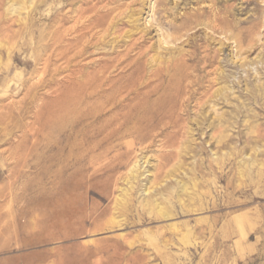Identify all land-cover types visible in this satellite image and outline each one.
I'll return each instance as SVG.
<instances>
[{
	"label": "rangeland",
	"instance_id": "rangeland-1",
	"mask_svg": "<svg viewBox=\"0 0 264 264\" xmlns=\"http://www.w3.org/2000/svg\"><path fill=\"white\" fill-rule=\"evenodd\" d=\"M86 1L0 0V264H264V0H95L118 8L117 41L143 37V74L162 72L153 129L129 123L143 138L104 131L131 102L57 111L116 44L105 33L91 58L56 60L53 15Z\"/></svg>",
	"mask_w": 264,
	"mask_h": 264
},
{
	"label": "bare ground",
	"instance_id": "bare-ground-1",
	"mask_svg": "<svg viewBox=\"0 0 264 264\" xmlns=\"http://www.w3.org/2000/svg\"><path fill=\"white\" fill-rule=\"evenodd\" d=\"M105 2H107V1H105ZM100 3H101V1L100 2H96L95 0H87L85 2L86 6L83 7V8H79V9L75 10L73 12L75 14L74 18L71 19L68 16V17H66L65 22H63V20L60 18L61 13L53 15V18H54L55 24H56V25L54 24V26H55V38H54L55 39V44H54V46L55 47L53 49H55V52H56V54L55 53L54 54L56 55V60L57 61L63 59L67 63V65H70V64L74 63L75 61H77L78 59H80L82 57H85V55H88L90 53L91 49L96 48V47H97V49L100 48L99 47L100 44L104 43L105 33L109 34V35H111V34L116 35L115 39L111 42V43L116 42V44L114 43L115 45L112 46L111 50H113V51L111 52V55L108 54V55H106L105 58H102V57H100V58H96V57L92 58V59L89 60V63H88L87 66L80 65V66H82V68H81L82 70H84L86 68H90L91 69V71L86 74V77H85L84 80H82V82L76 81L75 80L76 78L75 79L71 78V75H69V74L67 75V77H69L71 79L68 80L69 85L67 86V88L65 90V93L64 94L63 93L62 94L59 93V96L57 97L58 100H59V102L57 103V111H62L63 110L65 112L72 105H75V104L81 103V102H85L86 103V102H89L90 100L92 101V99H96V98L99 99V98H102V97H104V99H108V102H110L111 105H117V107L119 109L122 108L124 105L125 106L129 105L127 103L131 102V103H133L130 106L131 108H133V114L125 113V114L122 115V119L124 118L126 122L123 123L122 120H120V119L114 120L110 124L108 123L109 125L104 129V131L107 133L108 136L117 135L118 133L123 132L125 136H128V135L132 136V135L137 134L138 136H142V138H143L145 136H143V133L141 132V129L142 128H143V130H147L149 128L153 129L154 122L160 117L159 113H157L154 110H152L153 107L151 108V104L154 101L152 102L150 98H151L152 95H154L159 90V87H160L159 84L160 83L158 81H160L159 79L162 76V72L157 70L158 73H155L153 76L148 75L147 77H146L145 74H143L144 73V69L141 68L142 66H141L140 62L144 58L143 56H145L144 54H145L146 51L142 50L141 43H139L140 38L142 39L143 37H139L138 38L137 34H134L131 31H129L128 33H126V37L128 38V41H125L122 44H121V40L117 41L118 40L117 38L121 37L120 34H119L120 33L119 32L120 31V24L118 22V20H120L121 14H120V12H119V10H118V8L116 6L111 7L108 4L100 5ZM58 5L61 7L62 3L59 1V2H57V6ZM67 8H68V12H66V14L71 12L70 6L67 7ZM193 18H195V17L191 16L190 20L188 21L187 24H185V26H182V27L178 26V27L175 28V31L180 32V31H182L184 29H187L188 27L190 28L195 23ZM196 18H199V17L196 16ZM199 21H200V19H199ZM216 21L217 22H219V21L221 22V20H218V19L214 20L213 21V27H217V25L219 24ZM106 22H109L112 25L111 26L109 25L108 27L105 28L104 25H105ZM67 23H68V25L65 26V24H67ZM69 23H72V24L69 25ZM200 24H202V23H200ZM192 27L190 29H192ZM101 30L104 31L103 34H101L102 33ZM188 37H190V36H188ZM176 38H178V37H176ZM180 38L181 37H179V39ZM137 41H138L139 44L137 43ZM248 44L250 45V43H248ZM251 46H253V45H251ZM204 48H205V51H207L208 47L206 45L204 46ZM135 51L137 52V57L134 59L133 57H131L129 55V53L135 52ZM151 53L152 52H150V54ZM200 55L201 54H199L198 52L197 53L193 52L189 56L190 60H193V62H195L194 68L195 69H200V68H204L205 69L207 66H211V58H210L209 54L206 53L203 56H200ZM185 57L186 56L184 55V58L182 57L181 59H179V62L183 65V66H181L182 67L181 68L182 73L185 75V78L188 79V78H190L189 73L184 71L185 60L187 61V59H185ZM176 60L177 59L174 58L172 62L174 63V61H176ZM154 61L162 62V59H161L160 55H159V57H156L152 62H154ZM82 63H84V62H82ZM118 65L122 66V69H127V71H128L126 73V75H124L125 76L124 79L122 77H120L123 80H125V81H122L124 83L123 86H120V84L122 83L120 81L122 79L118 78L117 77L118 75L117 76L115 74H114L115 76L110 75V71H109L110 67L118 66ZM168 68H170V67H168ZM110 69H112V68H110ZM56 70H57V73H58V74L57 73L56 74L61 76L62 73L60 72L58 67H57ZM113 70H114V68H113ZM152 70L154 71V69H152ZM187 71H188V69H187ZM209 72H210V70H209ZM196 73H198V72H196ZM209 74L210 73H208V75ZM119 76H121V75H119ZM70 80H72L73 82H71ZM169 85H170V83H169ZM259 87L261 89L262 88V84H260ZM226 88H228V87H225V89ZM223 90L224 89L220 90V94H222ZM254 96H255V94H254ZM156 97H158V96H156ZM263 99H264V97H263ZM170 102L171 101H169L168 103H170ZM58 118H60V117L58 116ZM133 118L138 119V122L142 126H143V123L145 122V127L141 126V129L140 128H136V127L134 129V128L130 127L129 123H131ZM56 121H58V123H57L58 127H62V125H64V124H62L63 118H60V119H58ZM93 129H95V128H93ZM157 132H159V131H157ZM225 135H226V133H225ZM132 138H133V136H132ZM133 144H134V142H133ZM131 145L132 144L128 143L127 146L130 147ZM128 180H131V178L129 177ZM74 184H75V182H74Z\"/></svg>",
	"mask_w": 264,
	"mask_h": 264
}]
</instances>
